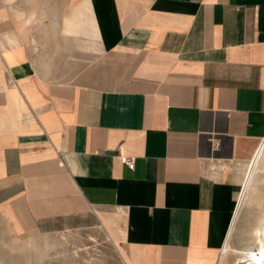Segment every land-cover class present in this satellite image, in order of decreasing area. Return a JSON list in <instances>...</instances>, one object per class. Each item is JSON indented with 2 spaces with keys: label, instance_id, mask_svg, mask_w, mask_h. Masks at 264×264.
Segmentation results:
<instances>
[{
  "label": "crops",
  "instance_id": "1",
  "mask_svg": "<svg viewBox=\"0 0 264 264\" xmlns=\"http://www.w3.org/2000/svg\"><path fill=\"white\" fill-rule=\"evenodd\" d=\"M263 136L264 0H0L12 234L108 227L127 264H218Z\"/></svg>",
  "mask_w": 264,
  "mask_h": 264
},
{
  "label": "rangeland",
  "instance_id": "2",
  "mask_svg": "<svg viewBox=\"0 0 264 264\" xmlns=\"http://www.w3.org/2000/svg\"><path fill=\"white\" fill-rule=\"evenodd\" d=\"M263 181L264 170H260L256 175V190L239 210L227 242L229 249L218 264H254L242 249L259 247L252 230L264 208V197L260 195L261 191L264 192ZM124 253L120 238L108 227L106 231L96 227L14 235L0 218V264H127Z\"/></svg>",
  "mask_w": 264,
  "mask_h": 264
},
{
  "label": "bare ground",
  "instance_id": "3",
  "mask_svg": "<svg viewBox=\"0 0 264 264\" xmlns=\"http://www.w3.org/2000/svg\"><path fill=\"white\" fill-rule=\"evenodd\" d=\"M260 170H264V136L261 143L259 144L258 150L254 152L250 163L246 166L243 183H241L242 186L240 192L237 195L238 199L236 200L233 210L234 216L231 221L227 240L225 242L224 247L221 249L219 261L222 260L227 250L229 249L227 246V242L229 241L234 230L239 210L241 209L244 202L247 201L246 199H248L252 191L256 190V175ZM252 234L254 239L258 242L259 247L256 248L254 246H247L242 249V252H244V254L249 258V260H251L250 262L254 264H264V208L261 216L257 221L256 226L252 230Z\"/></svg>",
  "mask_w": 264,
  "mask_h": 264
},
{
  "label": "built area",
  "instance_id": "4",
  "mask_svg": "<svg viewBox=\"0 0 264 264\" xmlns=\"http://www.w3.org/2000/svg\"><path fill=\"white\" fill-rule=\"evenodd\" d=\"M263 139V138H262ZM262 141V140H261ZM261 141H260V143H261ZM259 143V144H260ZM258 147H259V145H258ZM258 147H257V149H256V151L258 150ZM123 160H124V162H125V164L129 167V168H132L133 167V165H134V160H133V158L131 157V156H124L123 157ZM238 199V198H237ZM236 199V200H237Z\"/></svg>",
  "mask_w": 264,
  "mask_h": 264
}]
</instances>
